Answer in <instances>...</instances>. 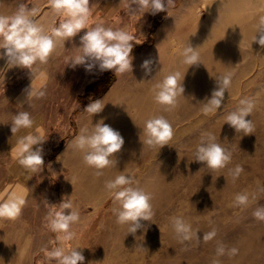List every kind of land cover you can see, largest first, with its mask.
Listing matches in <instances>:
<instances>
[{"label":"rangeland","instance_id":"obj_1","mask_svg":"<svg viewBox=\"0 0 264 264\" xmlns=\"http://www.w3.org/2000/svg\"><path fill=\"white\" fill-rule=\"evenodd\" d=\"M21 2L38 9L34 19L49 35L66 19L51 9L48 0ZM89 4V28L102 24L133 35L138 44L132 52V72L114 75L109 82L108 71L67 66L80 54L77 47L86 29L71 41L57 43L47 62L37 61L31 69L10 68L0 60V200L10 191L26 200L18 218H0V264H57L47 257L55 247L83 248L78 251L83 252L84 264H264V221L253 215L264 207V48L254 42L264 0H173L167 12L156 15L129 11V0ZM17 5L18 0H0V14H13ZM189 43L201 64L182 63L181 53ZM146 59L154 60L147 77L141 68ZM175 72L181 80L186 73L185 91L169 110L156 103L154 88ZM227 73L232 78L221 109L203 114L216 77ZM102 76L101 83L90 86ZM31 80L34 87L44 86L46 96L27 103L24 90ZM104 97L101 113L91 117L84 111L92 100ZM246 98L255 103L246 117L254 125L249 135L225 123ZM19 111L29 112L34 126L13 135L11 123ZM157 116L165 117L174 129L169 146L160 150L141 142L146 121ZM102 118L122 134L124 145L114 154L116 165L97 176L71 142L81 128L91 131L92 123ZM37 129L46 140L45 163L43 171L32 172L18 163L14 149L20 137ZM208 132L232 154L225 168L214 170L194 161L196 145ZM236 165L244 171L233 179ZM122 173L133 176L138 181L134 186L153 197L154 215L142 220L143 227L135 234H128L129 224L116 223L114 209L120 205L105 188L106 181ZM237 194L248 195L247 205L234 203ZM65 196H71L80 214L79 222L71 226V240L48 226L53 205L58 210ZM173 217L191 225L190 240L176 234ZM213 231L215 235L205 241L204 235ZM220 247L223 254H218ZM232 248L238 250L234 255Z\"/></svg>","mask_w":264,"mask_h":264},{"label":"clouds","instance_id":"obj_2","mask_svg":"<svg viewBox=\"0 0 264 264\" xmlns=\"http://www.w3.org/2000/svg\"><path fill=\"white\" fill-rule=\"evenodd\" d=\"M48 3L57 14L66 17L58 27L52 28L51 35L46 33L44 28L34 19L38 9H29L21 0H18L16 11L13 14H0V60H5L7 66L31 69L37 61L41 64L46 63L57 43L71 41L73 37L86 29L84 34L80 36L77 47L80 54L71 58L67 66L72 68L84 66L87 72H91L93 68H98L101 72L112 71L114 75H120L127 71L132 72L134 59L132 52L134 46L138 44L134 43L133 35L122 29L106 28L102 24L89 28V17L92 15L89 0H48ZM172 3L173 0H129L128 8L133 13L143 10V15L145 13L156 15L160 12H167V6ZM254 42L264 48V17L260 19ZM158 46L159 44L156 46L157 50ZM181 55L183 57L182 63L189 67L201 64L196 48H193L190 43L184 47ZM153 64V59H146L142 62L141 68L145 77L151 75ZM185 74L181 80L179 72L170 73L164 77L162 82L156 84L154 88L156 103L167 106L169 110L174 108L177 97L183 95L185 91L183 86ZM231 78L232 73L216 77V87L211 92L210 98H205L207 102L203 104L201 109L203 114H214L221 109ZM140 82H144V80ZM43 88V85L34 87L31 80L30 85L24 90L26 102L29 103L33 98H44L46 92ZM105 97L92 100L85 106L84 111L91 117L101 113L106 105L103 103ZM239 105L235 111L225 117V123L237 133L252 134L254 131L253 122L246 117L251 116L255 103L246 98L241 99ZM33 126L34 120L30 113L19 111L14 115L10 130L14 135L20 129H32ZM143 133L145 139L141 141L142 144L158 145L160 150L165 145L169 146V141L174 135V129L165 117L157 116L146 121ZM45 142L46 140L43 139L39 129L20 137L14 149L18 163L32 172L43 171L45 163L43 144ZM71 145L82 153L83 162L96 169V175L99 176L103 174V169L116 165L117 161L113 160V157L114 154L121 151L124 138L118 130L113 129L102 118L94 125L92 123L91 131L87 127L81 128ZM68 146L66 142V150ZM60 156H57L58 162ZM231 159V152L217 142V137L213 133L208 132L201 135L200 141L196 145L194 161L216 170L225 168ZM231 171L233 179H235L244 169L241 165H236ZM137 184L138 181L133 176L123 173L117 175L114 180L105 182V188L109 190L112 198L120 205L118 209H114L116 223L120 225L129 224L128 234H135L138 229L143 227L141 221H149L154 215L151 204L152 194L134 186ZM71 196L62 198L58 204V210L54 204L53 211L49 214L48 226L54 233H63L62 238L64 240L73 238L74 233L71 231V226L79 222L80 219L79 211L74 208ZM248 199L247 194H237L234 203L238 206H245ZM25 203L24 195L18 194L16 191L8 192L7 198L0 200V218L10 220L18 218ZM66 210H69L67 214ZM253 215L258 220L264 221V207L257 208ZM171 222L176 234L182 240H190L194 235L191 225L182 218L173 217ZM214 235L215 231L207 233L203 239L207 241ZM78 249L83 248L77 247L65 251L64 248L55 247L47 252V257L49 260L54 259L57 264H84L85 257L83 252L78 251ZM217 251L218 254H223L225 250L220 247ZM237 251V249L232 248L230 254L234 255Z\"/></svg>","mask_w":264,"mask_h":264},{"label":"trees","instance_id":"obj_3","mask_svg":"<svg viewBox=\"0 0 264 264\" xmlns=\"http://www.w3.org/2000/svg\"><path fill=\"white\" fill-rule=\"evenodd\" d=\"M105 72V71H104ZM108 74H109V82L114 78L113 76H114V73L112 72V71H108ZM103 80V76L102 77H100L97 81H95L94 83H92L90 86H92L93 84H99V83H101V81ZM108 82V83H109ZM105 88V87H104Z\"/></svg>","mask_w":264,"mask_h":264},{"label":"bare ground","instance_id":"obj_4","mask_svg":"<svg viewBox=\"0 0 264 264\" xmlns=\"http://www.w3.org/2000/svg\"><path fill=\"white\" fill-rule=\"evenodd\" d=\"M165 47V46H164ZM167 47V46H166ZM165 53H168V50H165Z\"/></svg>","mask_w":264,"mask_h":264}]
</instances>
